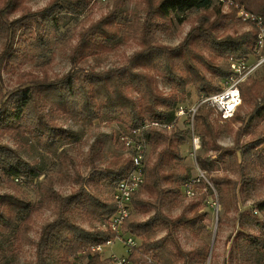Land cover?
I'll list each match as a JSON object with an SVG mask.
<instances>
[{
    "label": "trees",
    "instance_id": "obj_1",
    "mask_svg": "<svg viewBox=\"0 0 264 264\" xmlns=\"http://www.w3.org/2000/svg\"><path fill=\"white\" fill-rule=\"evenodd\" d=\"M232 1L246 11L264 17V0ZM124 2L114 0L106 15L85 24L76 43L70 45L71 68L66 74L51 78L45 73L46 76L14 90L5 87L3 73L12 69L18 53L46 47L52 33L64 25L65 18L78 21L88 9L90 0H50L40 10L25 12L14 19L11 15L21 9L28 10L26 6L20 0H5L0 5V37L6 42L0 52V137L8 135L18 142L22 135L29 134L42 144L62 147L63 141L76 133L58 124V114L77 124L102 118L123 120L125 131L139 128L146 120L173 123L181 99L175 94L162 92L158 77H162L172 90L185 89L193 84L200 96L210 94L221 90L219 80L232 76L231 57L250 59L256 54L254 28L243 33L217 35L223 19L229 16L223 13L220 1L144 0V13L122 17L120 11ZM189 13L199 14L196 24L179 45L171 47L158 43L155 39L158 29L169 30L174 14L182 20ZM127 31L138 39L140 49L124 64L104 70L85 67L89 58L111 52ZM69 32L55 34L61 43H73L75 37ZM16 43L20 45L17 51L14 49ZM204 48H209L223 61L216 64L213 58L204 54ZM38 59L43 64L48 62ZM205 71H211L217 83L213 78H207ZM259 84L257 78L250 77L240 87L243 102L248 98L254 100L251 118H264V95L259 98L256 93ZM212 112L211 107H201L195 117V129L200 134L204 151L200 166L207 172L219 194L220 204L225 208L224 214H227L230 211L228 193L231 185L235 195L240 185L242 193H247L251 185L264 186V127L253 140L241 143L239 138L246 134L249 121L237 113L231 119L243 124L238 131L239 137L233 147H222L217 142L220 132L211 121ZM176 126L169 135L152 128L143 136L149 152H154L156 158L146 165V181L141 192L148 197L141 198L137 193L132 209L147 208L150 214L141 221L130 217L123 226L124 234L141 240L131 257L135 264H190L193 259L195 264H208L209 257L210 264H213L207 242L198 246L191 257L176 237L178 228L182 226L197 237L208 233L203 201L183 205L176 217L165 211V207L173 209L181 205L178 198L185 196L183 185L192 178L189 171L179 169L184 159L181 144L186 136ZM104 136L101 134L94 141L89 149L90 155L95 154ZM210 150L217 152L216 158L207 155ZM225 157L233 169H239V181L229 176L211 175L212 163L225 162ZM115 164L109 168L91 161L87 176L76 170L74 180L79 188L66 196L54 187L52 177H45L40 187L45 198L54 203V219L42 227L38 240L33 241L30 233L34 217L43 205L21 195L16 184L19 179L27 186H35L45 174L41 165L23 157L15 147L0 142V182L5 179L9 185H14L12 188H16L15 193L0 194V264H14L16 250L25 245L35 247L36 264H74L76 261L105 264L100 260V253H91L90 248L115 238L116 234L95 224H107L116 212L113 192L132 168L130 157ZM248 169L258 170L260 174L247 175ZM202 183L208 187L205 181ZM257 206L264 212V199ZM77 215L83 216L91 227L77 222ZM257 224L261 228L260 234H237L230 264H264V222L258 221ZM162 231L165 234L159 237Z\"/></svg>",
    "mask_w": 264,
    "mask_h": 264
},
{
    "label": "rangeland",
    "instance_id": "obj_2",
    "mask_svg": "<svg viewBox=\"0 0 264 264\" xmlns=\"http://www.w3.org/2000/svg\"><path fill=\"white\" fill-rule=\"evenodd\" d=\"M20 1L28 10H19L11 15V19L17 18L28 11H38L45 7L50 0ZM4 2L5 0H0V5ZM113 5L114 0H111L108 4H97L90 0L88 9L79 17L78 21L73 20L71 17H66L64 25H61L55 32L56 34H60L65 31H70L69 33L75 37L73 43H61L56 37L57 35L55 32H53L49 37L50 42L46 47H35L27 50L26 53H18L16 61L12 64V69L10 68L9 71L3 73L5 87L14 90L16 87L29 85L32 80L46 76L45 73H48L47 76L51 78L66 74L71 68L69 58L70 45L76 43V39L85 24L98 20L106 15L112 9ZM144 6V0H125L124 7L120 12L122 17L134 13L141 14L144 13ZM222 10L223 13L228 14L229 16L223 19L217 35L235 34L236 32L243 33L253 28L256 29L253 23L241 19L239 15V5L238 7L236 5H223ZM198 14L199 13H189L184 19L182 18V20L174 14L169 30L164 31L163 29H158L155 32V39L158 43L171 47L179 45L187 36L191 27L196 24V16ZM32 40L35 39L32 38ZM5 43V39L0 37V52L4 49L6 45ZM19 48L20 45H17L16 43L14 49L17 51ZM139 49L140 46L138 39L132 33L127 31L123 34L121 41L111 52L100 54L98 58H89V62L85 67L87 66V68L104 70L114 66H120L126 62L129 56ZM203 52L208 58H213L216 64L223 61L221 58L216 57L215 54L213 55V52L209 50V48H204ZM49 57H52V59L49 60ZM38 58H42L46 61L48 60V62L43 64ZM254 59H256L255 55L250 58L252 61H254ZM263 67L264 64L250 76L252 78H257L260 81V84L256 87V93L259 95V98L264 95ZM205 74L207 78H213L217 83V78L213 77L211 71H205ZM222 82V80L218 81L220 87L222 86ZM158 84L159 88L165 94L177 95L181 99L180 104L192 105L200 98V94L197 92V89L193 84L188 85L185 89L172 90L162 77H158ZM253 107L254 100L248 98L240 105L237 111L240 117L242 116L245 120L249 121V127L246 130V134L241 135L239 138L240 142L244 144L257 137L264 127V118L262 116L251 118ZM56 118L59 125L66 129H71L76 133L71 138L65 139L62 147L58 148L55 144H42L36 137L29 134L22 135L18 142L8 135L0 137V142L15 147L20 151L23 157L41 165L45 174V176H42L37 181L35 186H27L23 180L18 181V185L16 184L21 195L32 202H40L43 205L42 209L34 217L33 229L30 233V237L33 241L38 240L42 227L54 219V203L45 198V192L40 187V183L45 177H52L54 187L63 196H66L79 188L74 180L76 178V170H78L81 175L87 176L91 167V161H95L96 165L112 168L116 165L115 163L117 161L129 157V151L118 141L121 132L126 130L123 120L111 121L102 118L93 122H82L77 124L72 120L66 119L62 114L56 115ZM211 121L220 132V137L217 140L218 145L222 147H233L239 137L238 131L243 124L235 122L232 119H222L214 109L211 113ZM176 127L183 130L186 136L185 142L181 144L184 159L179 164V169L182 172L189 171L191 177H196L198 175L196 165H201L200 157L204 155L203 147L198 150L195 156L192 155L193 137L189 125L182 121L178 123ZM172 130L166 132V134H171ZM195 131L198 133L196 129ZM101 134H105L101 145L96 149L94 155H90V147ZM207 155H213L216 158L218 154L214 150H210ZM155 158L156 154L152 151L149 152L146 159V165H149V163L154 161ZM212 170L211 175L229 176L236 181L241 179L239 169H233L230 160L227 157H225V162L214 161L212 163ZM202 171L208 178L207 172L203 169ZM246 173L251 176H258L260 174L258 170L256 171L253 169L246 170ZM205 183H211L209 178ZM202 184L203 183H200L199 188L197 189L198 194L196 197L188 198L181 195L178 198L179 204L181 205L173 209L165 207V211L171 216L176 217L181 213L183 205L192 201L202 200L203 212L206 213L205 223L208 227V233L197 237L186 227L182 226L178 228L176 237L183 250L189 253L191 257L194 256L195 249L198 246L203 242H207L210 246V254L213 255V264H230L231 255L233 254L234 245L237 240V234L239 232L248 234L253 233L256 235L260 234L261 228L257 222H264V212L258 209L257 204L264 199V186L260 184L251 185L247 193H242L240 185L236 189L237 191L235 195L232 190L233 186L231 185L228 193V207L230 211L229 213L224 214L225 208L220 204L219 194L213 184H208V187ZM12 186H14L12 183L9 185L5 179H2L0 182V194L5 192L15 193L16 188H12ZM142 189L143 187L138 192V195L141 194V198H147L148 196L146 194H142ZM214 200L219 201L220 209L218 212L211 205ZM77 210L79 211V209ZM147 211V208H133L130 219L135 221L144 220L150 214ZM76 220L87 228L91 227L81 215H77ZM105 225L106 224L103 225V223L95 224V226L101 229H105ZM164 234L165 232L162 231L159 232L158 235L161 237ZM139 241L140 245L141 240ZM10 246H12L11 243ZM13 248H15L14 245ZM107 252L109 254L106 253V251L100 254V260L105 261V264H110L108 261L110 253L116 252L119 255H124L127 253V250L122 242L116 241ZM14 264H36L35 247L32 245H25L21 249L16 250ZM74 264H88V262L76 261ZM190 264H195V260H191ZM208 264H210V260L208 261ZM234 264L239 263L234 262Z\"/></svg>",
    "mask_w": 264,
    "mask_h": 264
},
{
    "label": "built area",
    "instance_id": "obj_3",
    "mask_svg": "<svg viewBox=\"0 0 264 264\" xmlns=\"http://www.w3.org/2000/svg\"><path fill=\"white\" fill-rule=\"evenodd\" d=\"M111 0H92L97 4H108ZM223 5H236L232 0H216ZM241 19L251 22L256 27V59L254 61L245 58L231 57L230 68L232 76L222 82L221 90L210 94H203L199 100L192 105L179 104L175 111L173 123L157 120H146L134 130L121 132L118 141L129 151L132 168L128 176L120 181L113 192L116 203V212L104 226L116 234L115 238L100 242L90 248L91 253H103L106 247H111L116 241H120L126 247L127 253L119 255L112 252L108 257L110 264H135L132 260L134 250L139 246L138 240L129 234L123 233V226L132 215V203L135 195L140 191L146 181V159L149 154V146L143 138L148 129L155 128L164 133L171 131L178 123L186 122L192 134V155H196L202 147L201 137L195 131V117L201 107L213 108L222 119L229 120L235 116L242 104L241 84L245 82L254 72L264 64V17L252 14L240 7ZM198 175L192 177L184 185V194L188 198L197 196L200 183L208 181L207 176L199 165H196ZM19 181V179H17ZM211 184V183H208ZM212 207L220 209L219 201L214 200ZM85 254V251L82 252Z\"/></svg>",
    "mask_w": 264,
    "mask_h": 264
},
{
    "label": "crops",
    "instance_id": "obj_4",
    "mask_svg": "<svg viewBox=\"0 0 264 264\" xmlns=\"http://www.w3.org/2000/svg\"><path fill=\"white\" fill-rule=\"evenodd\" d=\"M111 247H107V249L105 250L106 251V253H108L107 251H108V249H110ZM112 250V249H111ZM115 250H117V249H115ZM109 254V253H108ZM111 254V253H110Z\"/></svg>",
    "mask_w": 264,
    "mask_h": 264
},
{
    "label": "water",
    "instance_id": "obj_5",
    "mask_svg": "<svg viewBox=\"0 0 264 264\" xmlns=\"http://www.w3.org/2000/svg\"><path fill=\"white\" fill-rule=\"evenodd\" d=\"M209 260H210V257H209Z\"/></svg>",
    "mask_w": 264,
    "mask_h": 264
}]
</instances>
